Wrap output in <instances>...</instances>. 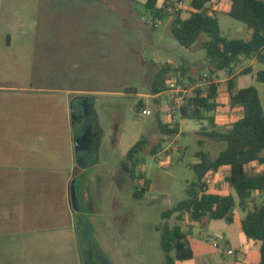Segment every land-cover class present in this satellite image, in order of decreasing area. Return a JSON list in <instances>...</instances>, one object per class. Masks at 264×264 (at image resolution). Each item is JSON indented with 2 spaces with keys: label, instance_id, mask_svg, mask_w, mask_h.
Masks as SVG:
<instances>
[{
  "label": "rangeland",
  "instance_id": "rangeland-1",
  "mask_svg": "<svg viewBox=\"0 0 264 264\" xmlns=\"http://www.w3.org/2000/svg\"><path fill=\"white\" fill-rule=\"evenodd\" d=\"M190 1L180 0L182 18L189 15ZM144 2L17 0L13 7L24 22H9V30L14 38L17 32L24 31L26 44L21 47V40H14L9 49L2 47L0 51V69L8 73L1 82L22 88L0 91V131L21 135L12 141L36 144L41 151L56 147L58 153L64 154L71 136L91 126L100 134L101 125L115 137L118 134L123 166L128 150L145 139L141 152L133 159L134 165H129L132 176L122 173L117 213L100 230L103 243L115 244L111 252L113 264H164L159 229L166 221L168 225L176 221L174 215L164 221L162 212L184 199L186 190L195 182L192 166L198 163L196 153L203 151L214 159L225 148L224 142L203 134L210 130L224 132L241 115L239 108L230 107L224 83H218L215 127L208 121L179 119L176 112L178 132L161 133L158 122L169 121V100L181 104L191 92L190 87L203 83L200 77L207 73L208 37L201 34L191 47H181L170 34L174 16L151 21ZM209 7L218 19L222 36L249 38L250 29L224 14L229 8L228 0L210 3ZM11 20L15 21V15ZM163 66L177 71L168 75L162 95H151L150 85ZM244 66H250L252 73L237 77L236 88L255 87L264 108V82H257L254 75L264 71V65L242 59L235 70ZM216 75L221 81L226 78L225 71ZM81 102L88 107L89 115L79 121L75 115L81 112ZM141 108H146L148 115H140ZM249 170L264 173V164H253ZM224 174L210 173L205 178L207 190L235 195L224 181ZM136 192L140 193L138 197H134ZM234 212L231 224L207 217L199 223L187 219L181 222L184 230L190 227L187 244L194 257L176 264H226L236 255H226L224 240L232 249L245 252L239 225L243 213L237 207ZM88 237L82 234L81 243L86 241L96 250V243ZM215 242L217 248L213 247Z\"/></svg>",
  "mask_w": 264,
  "mask_h": 264
},
{
  "label": "crops",
  "instance_id": "crops-1",
  "mask_svg": "<svg viewBox=\"0 0 264 264\" xmlns=\"http://www.w3.org/2000/svg\"><path fill=\"white\" fill-rule=\"evenodd\" d=\"M15 1L0 0V51L2 47L9 49L14 40H21V47L26 44L24 31L17 32L14 38L9 30V22H24L13 7ZM13 15L15 21L11 20ZM235 67L233 75L237 78L242 69L250 66L239 70ZM6 75L8 73L0 69V91L22 89L2 83ZM228 78L227 73L222 81L216 75L214 82L225 85ZM86 116L78 117V120ZM93 128L86 127L71 136L64 154L58 153L56 147L41 151L36 144H20L12 141L21 136L18 133L0 131V264H85L84 257L87 264H113L111 252L115 250V244L112 241L107 245L103 243L100 230L106 228L117 213L122 173L132 176L129 165H134V157L131 161L126 154L122 166L118 134L115 137L101 125L100 134ZM222 171L224 178L229 175L228 166L214 174ZM72 183L77 188L78 210H73L71 205ZM228 194L232 193L225 195ZM82 234L96 243V250L86 241L81 243ZM243 237L245 252L232 249L229 241L224 240L227 249L236 255L226 264H258L259 242L247 239L244 234Z\"/></svg>",
  "mask_w": 264,
  "mask_h": 264
},
{
  "label": "trees",
  "instance_id": "trees-1",
  "mask_svg": "<svg viewBox=\"0 0 264 264\" xmlns=\"http://www.w3.org/2000/svg\"><path fill=\"white\" fill-rule=\"evenodd\" d=\"M156 1L145 0L143 3L151 21L174 16L170 34L181 47H191L201 34L208 37L205 44L207 73L200 77L203 83L188 97L184 96L181 104H175L172 98L169 100V121L165 124L158 122L161 133L172 135L178 132V122L172 121V110L178 113L179 119L208 121L215 127L214 115L219 103L218 84L214 80L220 71L229 75L225 85L230 107L241 110V117L232 121L226 131L210 130L203 134L216 142H224L225 148L214 159L203 151L196 153L199 162L192 166L195 182L186 190L184 199L162 212L164 221L173 215L176 221L173 225H168L166 221L159 229L164 264H176L193 258V251L187 244L190 227L184 230L181 222L187 219L191 223H199L203 217H207L231 224L236 207L244 214L240 220L241 231L247 239L259 242L258 264H264V173L249 170L253 163L264 164V109L256 88L248 86L237 89L236 76L233 75V68L241 59H255L264 64V0H228L230 7L226 15L251 30L248 39H228L221 35L218 19L209 7L210 3L221 0H191V11L186 19L181 18V11L175 7V3L180 0H165L161 8L156 7ZM176 71L161 67L150 85L151 95H162L166 90L168 75ZM250 73L252 69L246 67L239 75ZM255 79L259 83L264 82V71H257ZM176 85L179 86V83ZM144 143V138L136 142L127 152V158L132 161L141 152ZM224 166L229 167V175L224 181L235 195L222 196L207 190L205 177ZM144 185L149 187L147 181H144ZM139 195V192L134 194L135 197Z\"/></svg>",
  "mask_w": 264,
  "mask_h": 264
},
{
  "label": "built area",
  "instance_id": "built-area-1",
  "mask_svg": "<svg viewBox=\"0 0 264 264\" xmlns=\"http://www.w3.org/2000/svg\"><path fill=\"white\" fill-rule=\"evenodd\" d=\"M164 2H165V0H161V2H160V0H157V1H156V7H157V8H161ZM213 5H214V4H213ZM175 7H176L177 9H179V8L181 7V2H180V1H179V2H176V3H175ZM195 89H197V86L190 87V88H189V91L192 92V91L195 90ZM183 91H187V88H186V89H183ZM191 92H190V93H191ZM190 93H189V94H190ZM189 94H187V95H185V96L188 97ZM174 103L178 105V103H177L176 100H174ZM139 112H140V115H142V116H146V115H148V110H147L146 108H141V109L139 110ZM175 113H176V111H175V110H172V113H171V114H172V121H174ZM213 247L217 248V247H218V244L215 242V243L213 244ZM225 253H226V255H228V256H233V255H235V252H234L233 250H230V249H227V250L225 251Z\"/></svg>",
  "mask_w": 264,
  "mask_h": 264
},
{
  "label": "water",
  "instance_id": "water-1",
  "mask_svg": "<svg viewBox=\"0 0 264 264\" xmlns=\"http://www.w3.org/2000/svg\"><path fill=\"white\" fill-rule=\"evenodd\" d=\"M70 199L73 210H78V194L74 183L70 186Z\"/></svg>",
  "mask_w": 264,
  "mask_h": 264
},
{
  "label": "flooded vegetation",
  "instance_id": "flooded-vegetation-1",
  "mask_svg": "<svg viewBox=\"0 0 264 264\" xmlns=\"http://www.w3.org/2000/svg\"><path fill=\"white\" fill-rule=\"evenodd\" d=\"M79 106L81 108V112L79 114L75 115V117H84V116H86L89 113L88 107L85 105L84 102H81Z\"/></svg>",
  "mask_w": 264,
  "mask_h": 264
}]
</instances>
